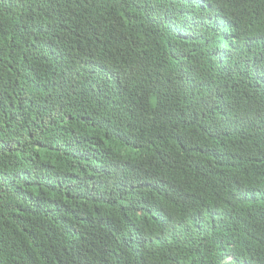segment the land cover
<instances>
[{
	"label": "trees",
	"instance_id": "16d2710c",
	"mask_svg": "<svg viewBox=\"0 0 264 264\" xmlns=\"http://www.w3.org/2000/svg\"><path fill=\"white\" fill-rule=\"evenodd\" d=\"M0 264H264V0H0Z\"/></svg>",
	"mask_w": 264,
	"mask_h": 264
},
{
	"label": "clouds",
	"instance_id": "9594fccd",
	"mask_svg": "<svg viewBox=\"0 0 264 264\" xmlns=\"http://www.w3.org/2000/svg\"><path fill=\"white\" fill-rule=\"evenodd\" d=\"M152 185L154 186L153 183H152ZM157 211L159 213L166 214V213H164L163 210H157ZM215 241H216L217 247L222 251L225 248V246H226V243H225L224 239L222 238V235L218 234V236L215 238Z\"/></svg>",
	"mask_w": 264,
	"mask_h": 264
}]
</instances>
